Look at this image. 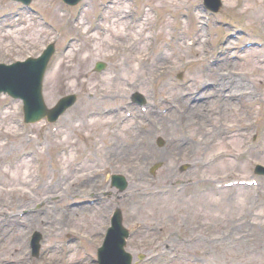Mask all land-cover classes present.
Listing matches in <instances>:
<instances>
[{
  "label": "rangeland",
  "instance_id": "374dc122",
  "mask_svg": "<svg viewBox=\"0 0 264 264\" xmlns=\"http://www.w3.org/2000/svg\"><path fill=\"white\" fill-rule=\"evenodd\" d=\"M64 1L0 0V61L52 45L43 104L76 99L0 94V264H95L113 209L134 264H264V181L225 185L264 164V0Z\"/></svg>",
  "mask_w": 264,
  "mask_h": 264
},
{
  "label": "bare ground",
  "instance_id": "6f19581e",
  "mask_svg": "<svg viewBox=\"0 0 264 264\" xmlns=\"http://www.w3.org/2000/svg\"><path fill=\"white\" fill-rule=\"evenodd\" d=\"M101 8H102V11H104L106 8L104 7V6H101ZM100 17H103L102 15H101V11H100ZM221 74V73H220ZM224 80H221V81H219L218 82V84H219V86H220V88L221 87H223V88H225V86H226V84L228 83V81L229 80H227V79H229V76H223V75H220ZM242 78H240V79H237V82L238 83H242ZM213 91V90H212ZM8 154H10L11 153V151H9V152H7ZM21 154H23V152H21ZM21 157V155L19 156V158ZM24 211V213L26 214L27 212H28V210H23ZM22 211V212H23Z\"/></svg>",
  "mask_w": 264,
  "mask_h": 264
},
{
  "label": "water",
  "instance_id": "95a60500",
  "mask_svg": "<svg viewBox=\"0 0 264 264\" xmlns=\"http://www.w3.org/2000/svg\"><path fill=\"white\" fill-rule=\"evenodd\" d=\"M45 112H47L46 110H45ZM48 113V112H47ZM48 115H49V113H48Z\"/></svg>",
  "mask_w": 264,
  "mask_h": 264
}]
</instances>
